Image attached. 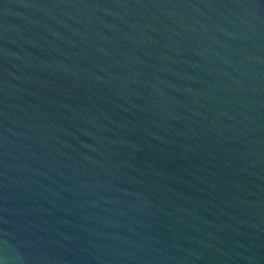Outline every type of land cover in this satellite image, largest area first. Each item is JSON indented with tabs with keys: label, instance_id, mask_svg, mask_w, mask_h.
Masks as SVG:
<instances>
[{
	"label": "water",
	"instance_id": "water-1",
	"mask_svg": "<svg viewBox=\"0 0 264 264\" xmlns=\"http://www.w3.org/2000/svg\"><path fill=\"white\" fill-rule=\"evenodd\" d=\"M0 264H264V0H0Z\"/></svg>",
	"mask_w": 264,
	"mask_h": 264
}]
</instances>
